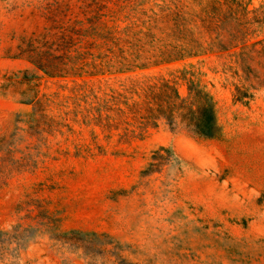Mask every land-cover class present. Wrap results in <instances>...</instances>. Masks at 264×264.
<instances>
[{
	"label": "rangeland",
	"instance_id": "rangeland-1",
	"mask_svg": "<svg viewBox=\"0 0 264 264\" xmlns=\"http://www.w3.org/2000/svg\"><path fill=\"white\" fill-rule=\"evenodd\" d=\"M160 9L236 45L77 78L96 13L160 25ZM142 75L174 78L186 109L208 95L212 136L161 120L119 142L79 121L76 84ZM0 264H264V0H0Z\"/></svg>",
	"mask_w": 264,
	"mask_h": 264
},
{
	"label": "trees",
	"instance_id": "trees-1",
	"mask_svg": "<svg viewBox=\"0 0 264 264\" xmlns=\"http://www.w3.org/2000/svg\"><path fill=\"white\" fill-rule=\"evenodd\" d=\"M180 11L160 9L154 19L160 25L121 26L115 22H99L104 15L96 13L91 26L78 28V42L87 44L89 63L76 73L77 78L87 74L90 77L109 74L133 73L160 67L170 62L205 53L219 52L235 47L232 41L218 37L203 39V34L214 29L205 23L195 25H171V18L180 16ZM118 11L106 17L116 20ZM228 32L233 36L238 31ZM156 34L159 37H155ZM81 49H78L80 51ZM79 59H83L79 54ZM84 68H87V71ZM46 72V71H44ZM100 83V82H99ZM78 95L83 98L90 93L92 100L87 111L80 114L81 123L91 124L106 133L116 136L119 142L141 138L147 129L154 128L161 120L174 124L177 120H188L195 132L207 137L215 123L212 99L208 95L196 99L185 108L186 101L181 99L174 78L161 75H142L129 79L120 88L105 83L96 88H88L86 82L75 85Z\"/></svg>",
	"mask_w": 264,
	"mask_h": 264
}]
</instances>
